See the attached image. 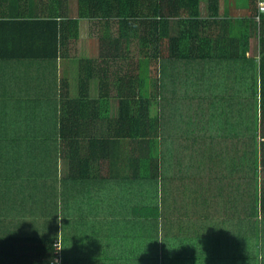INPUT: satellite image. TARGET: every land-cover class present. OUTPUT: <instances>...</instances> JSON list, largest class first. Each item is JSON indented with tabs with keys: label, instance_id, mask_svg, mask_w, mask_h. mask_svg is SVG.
I'll return each mask as SVG.
<instances>
[{
	"label": "trees",
	"instance_id": "trees-1",
	"mask_svg": "<svg viewBox=\"0 0 264 264\" xmlns=\"http://www.w3.org/2000/svg\"><path fill=\"white\" fill-rule=\"evenodd\" d=\"M214 1L205 19L201 0L10 7L0 264H264V14L251 49ZM110 240L134 244L115 260ZM91 241L103 255L76 260Z\"/></svg>",
	"mask_w": 264,
	"mask_h": 264
},
{
	"label": "crops",
	"instance_id": "crops-1",
	"mask_svg": "<svg viewBox=\"0 0 264 264\" xmlns=\"http://www.w3.org/2000/svg\"><path fill=\"white\" fill-rule=\"evenodd\" d=\"M25 1L32 2V4H35V2H38L39 0H0V21L9 22L11 21L10 18L15 17L16 9L11 10V6H16L17 2H21V4H24ZM218 4L220 5V15L221 17H230L233 21H243L245 22V26L249 25V34L251 32L252 39L250 40L251 43V49L253 46V42L256 40L259 36H261V14H264V8L259 4L258 0H218ZM215 6L214 0H201L200 2V9L202 12V18H207V16L210 14L208 13L209 7ZM39 11V10H36ZM248 31V30H246ZM29 33L30 38H33V32L27 31ZM19 34L18 30H13L7 28V26L0 25V73H4L5 75L9 76V86L13 85V83L16 82V61H12L10 59H5L9 57L3 58V54H15V43L17 35ZM34 42L26 43L24 46L25 53L31 52V54H34L35 52H38L39 50L43 54L44 52H47L48 49L45 45H36L34 46ZM40 47V48H39ZM16 60V59H13ZM39 61H35L33 59L29 60L28 62H25V68L27 66L31 67L33 69V65L36 64L37 66L40 65V67H44V61L43 57ZM46 72H48L46 70ZM1 75V74H0ZM22 88H25L26 86H21ZM0 92H1V84H0ZM2 99V96L0 94V100ZM17 139V138H16ZM95 190V189H94ZM93 191V190H91ZM101 200V199H100ZM102 207L99 206V210H101ZM82 210H85L83 207ZM239 227V226H238ZM111 241V240H110ZM112 245H115V240L111 241ZM134 243L127 240L124 244L121 245V247H114L115 251L114 253H110L111 255H117L115 260H123L127 257L129 254L130 246H132ZM259 249L261 251V245H257V252H259ZM103 251L101 250L99 244L97 242L91 241V246H89V249L87 250V253L85 255L82 254H76L75 259L80 260L83 259L84 256L91 255V259L94 257H98L103 255ZM261 254V252H259ZM262 255V254H261ZM103 257V256H102ZM109 259L114 260V258L109 257ZM217 264H222L221 260H217Z\"/></svg>",
	"mask_w": 264,
	"mask_h": 264
},
{
	"label": "rangeland",
	"instance_id": "rangeland-1",
	"mask_svg": "<svg viewBox=\"0 0 264 264\" xmlns=\"http://www.w3.org/2000/svg\"><path fill=\"white\" fill-rule=\"evenodd\" d=\"M88 30L87 31H85V34L83 33V31L81 30V36H87V34H88ZM72 45H74V46H79V47H77L76 49L75 48H73L72 47V50H80V51H82V49L83 48H87L88 46H89V42H88V39H84V40H82V41H80V42H76V43H72ZM156 50V49H155ZM75 68V66H73V69ZM152 78V77H151ZM154 81H155V79H156V77H155V79L154 78H152ZM157 81V80H156ZM156 81L155 82H153L154 84L152 85V88L150 89V93L152 92H154L155 94H156V86H157V83H159V82H157L156 83ZM262 183H263V181H262ZM26 233H28L29 232V230L28 229H25L24 230Z\"/></svg>",
	"mask_w": 264,
	"mask_h": 264
},
{
	"label": "built area",
	"instance_id": "built-area-1",
	"mask_svg": "<svg viewBox=\"0 0 264 264\" xmlns=\"http://www.w3.org/2000/svg\"><path fill=\"white\" fill-rule=\"evenodd\" d=\"M259 1V4L264 8V0H258ZM57 249L59 250V252L61 251V246H60V243L57 244ZM61 253L57 254L58 256H60ZM60 262V259L57 260V257H56V262Z\"/></svg>",
	"mask_w": 264,
	"mask_h": 264
}]
</instances>
